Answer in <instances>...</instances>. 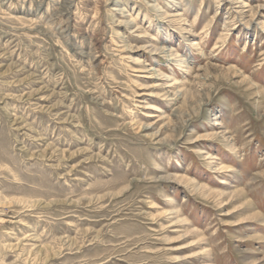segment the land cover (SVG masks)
Wrapping results in <instances>:
<instances>
[{
	"label": "rangeland",
	"instance_id": "rangeland-1",
	"mask_svg": "<svg viewBox=\"0 0 264 264\" xmlns=\"http://www.w3.org/2000/svg\"><path fill=\"white\" fill-rule=\"evenodd\" d=\"M0 264H264V0H0Z\"/></svg>",
	"mask_w": 264,
	"mask_h": 264
},
{
	"label": "bare ground",
	"instance_id": "bare-ground-1",
	"mask_svg": "<svg viewBox=\"0 0 264 264\" xmlns=\"http://www.w3.org/2000/svg\"><path fill=\"white\" fill-rule=\"evenodd\" d=\"M123 11H124V10H123ZM256 13H257V12H256ZM254 14H255V13H254ZM254 14H253V15H254ZM159 74H160V73H159Z\"/></svg>",
	"mask_w": 264,
	"mask_h": 264
}]
</instances>
